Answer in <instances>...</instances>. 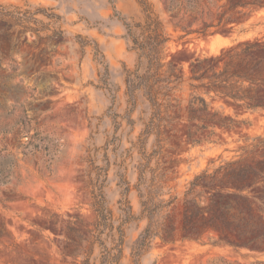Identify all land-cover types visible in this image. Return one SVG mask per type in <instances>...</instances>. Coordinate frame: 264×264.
<instances>
[{
	"label": "rangeland",
	"instance_id": "374dc122",
	"mask_svg": "<svg viewBox=\"0 0 264 264\" xmlns=\"http://www.w3.org/2000/svg\"><path fill=\"white\" fill-rule=\"evenodd\" d=\"M147 1L168 38L165 62L174 63L183 74L173 95L181 103V120L170 121L162 130L165 146L154 158L162 165L158 174L164 191L180 197L188 182L205 169L239 158H264V144L260 146L264 111H242L203 89L192 90L189 79L190 63L197 58L216 56L243 42L264 44V7L228 10L227 0ZM0 5L21 12L17 16L24 27L34 30L0 21V95L4 99L0 112L12 113L7 123L25 113L34 118L36 123L31 125L47 138L51 150L49 156L23 159L13 136L6 138L16 168L9 183L0 186V264H76L61 255L60 247L69 221L83 229L94 220L85 187L88 161L107 165L105 193L110 206L115 207L119 198L118 174L125 175L131 188L137 181L135 166L141 161L137 138L149 111L138 95L136 109L129 113L125 76L135 70L137 53L119 19L133 26L143 23L144 16L136 0H0ZM220 14H224L221 22ZM204 25L207 28L201 31ZM132 31L138 33L135 28ZM236 36L238 40L229 44V38ZM79 41L87 44L82 47ZM104 67L107 87L100 82ZM194 92L206 100L210 112L231 117L232 128L215 126L196 132L185 114ZM109 113L118 115L117 130ZM187 130L199 144L188 141ZM155 139L154 135L146 139V154L156 149ZM45 161L52 163L50 177L44 175ZM129 201L138 213L134 189ZM144 225L127 230L121 264H131L130 247ZM221 259L230 264H264V253L188 241L163 244L156 239L140 264H209Z\"/></svg>",
	"mask_w": 264,
	"mask_h": 264
},
{
	"label": "trees",
	"instance_id": "16d2710c",
	"mask_svg": "<svg viewBox=\"0 0 264 264\" xmlns=\"http://www.w3.org/2000/svg\"><path fill=\"white\" fill-rule=\"evenodd\" d=\"M136 2L144 16L143 23L131 26L123 18L119 20L130 37L131 49L137 53L135 70L127 71L125 76L124 95L130 106L129 113L136 109L138 95L149 111L137 138L141 155V161L135 166L137 181L131 188L125 175L118 174L116 186L119 198L115 207L110 206L105 193L107 165L96 166L90 159L85 187L94 220L83 229L74 221L68 222L63 231L61 255L76 264H121L127 230L131 226L139 229L141 222H145V225L130 247L131 264H140L141 258L148 253L156 239L163 244L188 241L264 253V158H239L220 163L210 170L205 169L188 182L180 197L164 191L162 178L158 174L162 165L158 158L155 161L154 158L161 154L165 146L162 130L170 121L181 120V103L173 95L183 81V74L174 63L165 62L168 38L150 4L147 0ZM227 4L228 10L262 8L264 0H227ZM14 13L0 5L1 22L34 31L24 27L22 18L17 16L21 12ZM48 17L56 18L52 15ZM223 18L224 14L218 15L219 22ZM133 28L138 33L133 32ZM205 28L206 25L201 31ZM53 34L62 36L61 32ZM79 42L82 47L87 44L86 41ZM98 54L97 50L95 58ZM98 63H102L101 60ZM190 72L192 90L203 89L205 94L212 93L242 111H264V44L243 42L221 50L216 56L197 58L190 63ZM103 75L100 82L107 87L106 67ZM3 100L0 95V108H3ZM185 114L187 122L194 123L196 132L215 126L231 129L235 124L231 117L210 112L206 100L195 92L190 95ZM11 116V112H0V186L9 183L16 168L15 155L6 148L7 136H13L23 159L33 158L35 154L49 156L51 151L47 138L41 137L35 126L31 125L36 123L34 118L25 113L11 122H5ZM108 117L113 120L117 130L118 115L109 113ZM128 123L131 125L132 121L128 119ZM150 135L156 138V149L146 154L144 145ZM186 137L192 144L200 143L188 130ZM24 138L26 140L21 143ZM263 144L261 142L260 146ZM48 161H45L44 175L50 177L53 171L50 167L52 163ZM132 189L137 194L138 213L133 211L129 201ZM0 236H3L2 227ZM209 264L230 263L221 259Z\"/></svg>",
	"mask_w": 264,
	"mask_h": 264
},
{
	"label": "crops",
	"instance_id": "0c3cea01",
	"mask_svg": "<svg viewBox=\"0 0 264 264\" xmlns=\"http://www.w3.org/2000/svg\"><path fill=\"white\" fill-rule=\"evenodd\" d=\"M213 37H210V39H212ZM238 36H236V37H231V38H229V40H228V43L229 44H232V43H234V42H236L237 40H238ZM220 44V43H219Z\"/></svg>",
	"mask_w": 264,
	"mask_h": 264
}]
</instances>
